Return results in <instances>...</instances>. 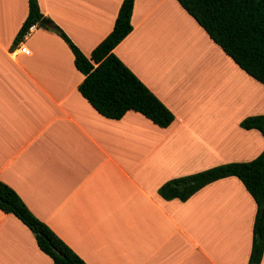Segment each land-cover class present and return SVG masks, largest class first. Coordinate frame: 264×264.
Returning <instances> with one entry per match:
<instances>
[{
  "label": "crops",
  "instance_id": "obj_1",
  "mask_svg": "<svg viewBox=\"0 0 264 264\" xmlns=\"http://www.w3.org/2000/svg\"><path fill=\"white\" fill-rule=\"evenodd\" d=\"M87 57L122 0H37ZM28 0H0V181L87 264H247L256 205L235 176L186 201L165 181L249 161L264 149L240 121L264 114V85L243 71L177 0H134L114 53L174 114L165 128L129 110L101 115L55 32L17 43ZM23 43L30 54L16 50ZM0 264H53L16 216L0 210ZM260 264H264V252Z\"/></svg>",
  "mask_w": 264,
  "mask_h": 264
},
{
  "label": "trees",
  "instance_id": "obj_2",
  "mask_svg": "<svg viewBox=\"0 0 264 264\" xmlns=\"http://www.w3.org/2000/svg\"><path fill=\"white\" fill-rule=\"evenodd\" d=\"M184 10L243 71L264 85V0H177ZM134 0H122L111 32L87 57L68 35L40 11L37 0H28V14L15 42L28 27L39 26L58 34L68 45L75 67L84 75L80 94L101 115L120 119L133 110L165 128L174 114L129 69L113 49L132 30ZM46 19L50 26L41 24ZM244 129H257L264 136V114L240 121ZM229 176L237 177L253 198L256 210L247 264H260L264 252V149L252 160L228 162L165 181L158 194L166 199L186 201L205 185ZM0 210L16 216L33 234L39 249L53 264H87L55 232L38 219L18 193L0 181Z\"/></svg>",
  "mask_w": 264,
  "mask_h": 264
},
{
  "label": "built area",
  "instance_id": "obj_3",
  "mask_svg": "<svg viewBox=\"0 0 264 264\" xmlns=\"http://www.w3.org/2000/svg\"><path fill=\"white\" fill-rule=\"evenodd\" d=\"M38 28V24L37 23H33L31 24L27 31L25 32L23 38L27 37L32 31H34L35 29ZM22 38V39H23ZM16 50H18L20 53L23 54H30V50L28 49V47H26L23 43L20 42V44H18Z\"/></svg>",
  "mask_w": 264,
  "mask_h": 264
},
{
  "label": "water",
  "instance_id": "obj_4",
  "mask_svg": "<svg viewBox=\"0 0 264 264\" xmlns=\"http://www.w3.org/2000/svg\"><path fill=\"white\" fill-rule=\"evenodd\" d=\"M41 24H42V25H45V26H50L49 22H48L46 19H43V20L41 21Z\"/></svg>",
  "mask_w": 264,
  "mask_h": 264
}]
</instances>
